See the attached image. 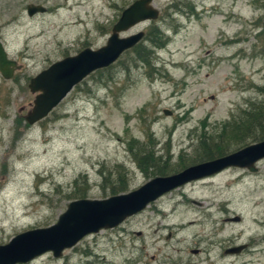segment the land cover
<instances>
[{"label":"rangeland","instance_id":"rangeland-1","mask_svg":"<svg viewBox=\"0 0 264 264\" xmlns=\"http://www.w3.org/2000/svg\"><path fill=\"white\" fill-rule=\"evenodd\" d=\"M133 1L0 0V42L21 66L10 80L0 75V245L55 224L74 200L111 196L103 176L125 175L124 192L156 177L138 168L129 150L134 140L150 143L160 165L177 169L168 175L197 164L190 160L201 147L230 154L254 144L238 147L246 134L229 137V129L264 101V0H153L160 18L120 34H146L152 25L164 32L169 40L155 49L151 68L124 53L45 119L25 122L34 99L30 79L84 48L104 46ZM28 5L46 12L29 16ZM141 43L151 45L145 36ZM255 167L231 166L185 184L60 258L47 252L26 264H258L248 251L262 247L264 159ZM79 176L90 185L84 198L73 196ZM255 219L262 223L254 226Z\"/></svg>","mask_w":264,"mask_h":264},{"label":"water","instance_id":"water-1","mask_svg":"<svg viewBox=\"0 0 264 264\" xmlns=\"http://www.w3.org/2000/svg\"><path fill=\"white\" fill-rule=\"evenodd\" d=\"M27 14L45 13L42 6L28 5ZM159 10L153 0H135L124 8L104 46L98 49L84 48L74 56H68L51 64L30 79L28 89L34 94L30 110L24 120L33 125L45 119L67 94L86 77L97 70L114 64L120 56L136 46L145 35L138 31L120 36L134 26L157 20ZM21 69L16 61L8 58L0 42V75L10 80ZM264 159V140L245 146L233 153L209 161L190 165L182 171L156 176L126 193L101 200L77 199L67 205L57 222L45 228L19 233L7 244L0 245V264H26L47 252L60 258L66 249L74 247L84 237L101 230L113 229L127 218L143 211L150 203L180 186L209 177L228 167L246 168L255 172V163ZM235 220H238L236 218ZM242 247L227 250L238 252Z\"/></svg>","mask_w":264,"mask_h":264},{"label":"trees","instance_id":"trees-1","mask_svg":"<svg viewBox=\"0 0 264 264\" xmlns=\"http://www.w3.org/2000/svg\"><path fill=\"white\" fill-rule=\"evenodd\" d=\"M263 33L264 30L259 35H262ZM145 37L146 40L151 44L150 46L143 45L140 42L139 44L134 46L128 52L126 51L125 53L126 55H130L132 53L134 55L133 58L134 61L141 63L143 66L151 68V66L153 65V56L155 55V51H156L155 49L163 48L167 44L169 38L165 36L164 32H162L155 25H152L147 29ZM124 66L126 65H122V67ZM109 68L110 67L104 68V70H108ZM98 71L100 72V70H97L96 72ZM254 108L255 109H253L252 111H247V112L243 111L242 113L244 114L245 118L242 119L238 124H236L235 126L229 129V131L232 133L229 137L234 136L238 138L246 134L245 138H243L238 144V147L246 145L247 140L253 143H258L264 140V101L257 104ZM149 140H153L151 133L148 134V141ZM223 140L224 139L220 137V142H222ZM132 143L129 146L130 153L134 161L136 162L138 168L141 170V172L144 175L151 174L157 176H164V175L167 176L170 172L177 170L174 167L165 166L168 165L167 163H165L164 165H160L159 163L162 161V156L159 155L157 156L152 153L153 151L150 147L151 146L150 143L137 142L135 140L132 141ZM216 148L218 147L213 148L211 146L209 149L201 147L202 154L198 156L197 159L190 160V162L198 163L203 161H209L227 155L229 153L228 149L220 151L219 148L218 149ZM213 151H218L219 153H214ZM149 157H151L154 161L149 162L148 160ZM168 159H170V156H168ZM195 160L196 162H194ZM180 161L184 163L182 156H180ZM125 178L126 176L123 174H118L115 177L103 176L101 181L102 182L101 186L108 188L110 190L111 195L119 194L125 191V186H126ZM108 182L111 184L110 186L108 185ZM79 183L84 185V189H80L78 187ZM72 186L77 189V192H74L73 196L78 198L86 197V194L90 189V185L88 183L86 176L77 177L74 180ZM80 190H84V192L82 193V191Z\"/></svg>","mask_w":264,"mask_h":264},{"label":"flooded vegetation","instance_id":"flooded-vegetation-1","mask_svg":"<svg viewBox=\"0 0 264 264\" xmlns=\"http://www.w3.org/2000/svg\"><path fill=\"white\" fill-rule=\"evenodd\" d=\"M161 16V15H160ZM159 16V17H160ZM161 198V197H160ZM153 207H155L154 205H153ZM142 213V212H141ZM141 213H139V214H141ZM139 214H136V215H134V216H132V217H130L131 219L132 218H134V217H136L137 215H139ZM129 219V218H128ZM239 219V218H238ZM259 244H261L262 245V247H260V248H256L255 249V252H251V251H248V252H250V254L251 255H253V256H256L258 259H259V261H258V264L259 263H261L262 261H264V235H262L261 237H260V239H259ZM249 245L248 244H245V245H243V246H241L242 247V249H244V248H246V247H248ZM241 249V250H242ZM197 251H194V253H196ZM199 252V251H198ZM248 252H247V254H248ZM251 255H249V256H251ZM184 264H190V263H184Z\"/></svg>","mask_w":264,"mask_h":264},{"label":"bare ground","instance_id":"bare-ground-1","mask_svg":"<svg viewBox=\"0 0 264 264\" xmlns=\"http://www.w3.org/2000/svg\"><path fill=\"white\" fill-rule=\"evenodd\" d=\"M224 203H227V201H225ZM251 224H254V226L256 225V226H259L260 225V223H262L260 220H257V219H255V220H251ZM192 223V222H191ZM249 223H250V221H249Z\"/></svg>","mask_w":264,"mask_h":264}]
</instances>
